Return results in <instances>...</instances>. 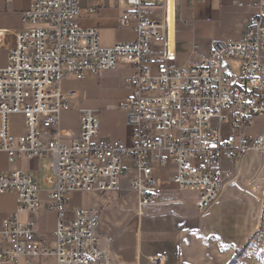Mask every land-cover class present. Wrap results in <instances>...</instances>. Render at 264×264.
I'll return each mask as SVG.
<instances>
[{
  "label": "built area",
  "instance_id": "obj_1",
  "mask_svg": "<svg viewBox=\"0 0 264 264\" xmlns=\"http://www.w3.org/2000/svg\"><path fill=\"white\" fill-rule=\"evenodd\" d=\"M125 1L130 11L121 26L132 27L137 40L111 48L101 45L97 29L79 24L78 0H30L22 27L0 30V51L12 37L8 65L0 67V151L10 164L52 160L49 210L58 215L52 249L18 221L19 214L41 208L35 177L21 170L0 173V195L16 193L19 203L0 229V264H40L36 260L46 258L55 264H118L100 246L98 211L78 210L68 218L73 194H117L131 173L140 220L147 209L163 206L165 191L173 187L198 194L197 210L204 214L223 191V158L239 165L250 153L264 155V130L244 136L253 120L264 117V0L243 40L213 42L209 56L187 68L170 65L176 56L169 55V0ZM237 1L244 6L245 0ZM150 4L158 5L161 18ZM231 61L240 63L237 74ZM123 66L134 69L126 79L132 95L123 107L131 145L97 141L101 121L93 110L79 112L78 135L62 129V114L79 101L76 91H62L63 81ZM13 115L24 116L25 134H12ZM223 125L231 126L232 135H222ZM163 170L170 171L167 179ZM165 260L156 256L151 264Z\"/></svg>",
  "mask_w": 264,
  "mask_h": 264
},
{
  "label": "rangeland",
  "instance_id": "obj_2",
  "mask_svg": "<svg viewBox=\"0 0 264 264\" xmlns=\"http://www.w3.org/2000/svg\"><path fill=\"white\" fill-rule=\"evenodd\" d=\"M252 3L253 6L256 5L255 0ZM126 4L128 5L127 2ZM150 5L152 6L153 16L161 18V9L157 7L158 5ZM189 7L191 11L199 9L193 2L189 3ZM211 7L212 10H219L220 1L215 0ZM203 10H206V8H203ZM176 18L177 20L179 18L178 6ZM17 26L12 23L6 25L5 28L11 31L16 29ZM194 26L198 29L195 44H198L201 49H204L211 42L236 40L238 36L235 30H228L222 22L218 25L203 22L196 23ZM225 37L229 39H225ZM10 45V41H8L6 47L0 51L1 68L8 65ZM239 64V62H229V66L234 68L235 74L238 73ZM94 78L88 77L84 82H77L75 78L64 80L63 92L73 90L79 94V101L72 105L74 110L67 119L66 124L76 127L79 123V110L96 108L102 112L100 114L102 139L117 140L120 137H127L131 141L130 133L124 131L126 114L117 107L120 104L117 102L125 97L127 91V87L123 82H120L122 77H116L112 72H103L96 79ZM112 109L116 112H109ZM10 130L15 136L25 134L26 122L24 116H11ZM263 130L264 117L256 118L245 129L244 136L255 137ZM222 135L224 137L232 135L231 126L223 125ZM130 145L131 143L127 146ZM222 168L224 188L232 184L233 187L228 188L237 196L234 202H223L208 218H202V214L195 210L194 200L196 196L192 194L193 192L177 191L169 195L170 198L166 200L168 206L162 208L156 214L157 218H149L150 212L146 213L142 221V235L139 236L138 219L134 215L137 196L130 188V180L133 177L131 173H127L122 180L120 193L73 194L69 198L68 213L78 210H96L100 213L101 221L106 218L107 213L111 210L126 213L128 215L127 225L123 230V236L129 242V246L133 244L138 247L141 246L142 256L148 252V249L150 251L161 250L159 244L152 248L148 247V240H151L148 238V234L151 233V230L159 232V230L164 229L165 232H177L180 236L186 235L192 230H199V235H203L206 231L211 232L208 238V244L211 245L208 258L211 264H264V155L257 152L250 153L239 165L223 158ZM169 174V170L161 172L163 179H167ZM249 195H252L255 199L257 203L255 207H253L252 198ZM169 200H172L173 203L171 204ZM102 227L100 225L99 229L101 230ZM155 239H158V237ZM103 240V238H100V244ZM54 243V241L49 243L52 249L55 248ZM37 262H42V260L38 259ZM43 262L47 263L46 260ZM48 263L55 264V260L50 259Z\"/></svg>",
  "mask_w": 264,
  "mask_h": 264
},
{
  "label": "crops",
  "instance_id": "obj_3",
  "mask_svg": "<svg viewBox=\"0 0 264 264\" xmlns=\"http://www.w3.org/2000/svg\"><path fill=\"white\" fill-rule=\"evenodd\" d=\"M81 10V18L79 24L86 29H97L100 33V43L103 47L111 48L119 44H125L134 42L137 40V34L133 28H123L121 26L122 16L130 11L129 5L126 4L125 0H119L118 2H111L109 0H78ZM215 0H208L205 3H199L193 0H176V10L178 6L179 18H176V45H175V60L170 64L174 68H187L196 63H199L203 59L207 58L210 53L211 43H209L204 49L199 48L198 44H195L196 36L198 34V29L194 26L196 23H214L216 25L221 22L224 27L230 31L235 30L237 33L236 40H223L224 42H236L244 39L247 30L253 25L255 18L259 14V0H255V6H253L254 0H245L244 6L240 7L237 0H219L220 9L215 11L212 10V4ZM193 2L198 6V10L191 11L189 3ZM30 7V0H0V30H6V25L15 23L16 29L22 27V19L24 14L28 11ZM208 7H210L208 9ZM206 8V10H203ZM96 9V13H91L90 10ZM14 30V29H13ZM12 42V37H10ZM193 39V41H192ZM225 39H229L225 37ZM159 49V46H156ZM112 72L116 77H122L120 82L127 87L125 92V97L117 102L119 105V110L124 111L123 107L126 104L129 97L132 95L130 87L126 84V79L130 77L134 69L128 66L120 67L114 71H103ZM101 72V73H103ZM100 73V74H101ZM235 73V71H234ZM88 76L96 77L100 76ZM237 74V73H236ZM88 79V78H87ZM87 79L81 81L84 82ZM92 80V79H91ZM64 82V81H63ZM77 82H79L77 80ZM116 83V80H115ZM63 85V83H62ZM101 87V86H100ZM77 103V102H76ZM75 103H73L74 105ZM73 106L69 112L63 113L61 116L60 126L64 130H71L77 135L80 133V110L78 111L79 123L76 127L66 124L67 119L73 112ZM99 114L102 113L99 109H91ZM109 112L115 113V110H109ZM125 112V111H124ZM125 125L124 131L130 133L131 141L126 137H120L117 140L102 139V132L100 130V138L97 141L106 143L110 146L115 145H129L132 142L131 130L127 125V113L125 112ZM26 133V132H25ZM52 160L50 159H37L33 161H22L16 162L15 164H10L8 161L7 154L0 151V173H11L15 170H21L30 175H33L38 183L40 190V199L42 202L41 208L34 214H19L18 221L24 225L31 226L37 238L43 243L50 246V242L54 241V232L56 230V225L58 221V215L55 212L49 210L50 200L49 194L53 191L55 178L52 176L51 169ZM219 198L213 204L210 210L202 214V218H208L214 211L225 201L234 202L235 194L228 187H233L229 184L224 188ZM183 191L177 187L167 189L163 196L164 205L160 207H153L147 209L146 213H149V218H157L159 211L162 208L168 206L166 200L171 193ZM121 192V191H120ZM119 192V193H120ZM244 192V191H243ZM246 193V192H245ZM196 196L194 200L195 210H197L198 194L192 193ZM137 196V206L134 212L136 219L139 224L138 234L142 235V220L137 217V208L139 203V197ZM253 207L257 204L252 195ZM228 199V200H227ZM172 204V200H169ZM47 205V206H46ZM252 207V208H253ZM19 211V203L16 193H6L0 195V229L3 222L17 214ZM154 212V213H153ZM73 213H68V218H73ZM200 213V212H198ZM100 214V213H99ZM201 214V213H200ZM133 215V216H134ZM126 213L115 212L111 210L107 213L106 218L101 221L98 228V236L104 240L101 242L100 246L103 250L107 251L111 258L118 264H151L152 259L156 256L165 257V262L163 264H211L208 258V251L211 248L209 246V234L211 232H205L203 235H199V230H192L186 235L180 236L177 232L170 233L163 230L159 232H154L148 234V247L152 248L156 244L161 245V250L150 251L142 256L141 246H136L133 244L129 246V242L123 236V230L127 223ZM132 216V217H133ZM135 218V217H133ZM102 222V223H101ZM158 231V230H156ZM158 239H155L154 238ZM199 241H201L199 243ZM55 244V243H54ZM127 244V246H126ZM52 248V246H50ZM189 256V261H188ZM53 258L41 259L42 262H37L40 264H49L48 261ZM47 261V263L43 261Z\"/></svg>",
  "mask_w": 264,
  "mask_h": 264
},
{
  "label": "water",
  "instance_id": "obj_4",
  "mask_svg": "<svg viewBox=\"0 0 264 264\" xmlns=\"http://www.w3.org/2000/svg\"><path fill=\"white\" fill-rule=\"evenodd\" d=\"M168 32H169V55L172 59L175 58L176 45V1L169 0L168 11Z\"/></svg>",
  "mask_w": 264,
  "mask_h": 264
}]
</instances>
